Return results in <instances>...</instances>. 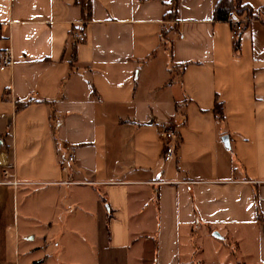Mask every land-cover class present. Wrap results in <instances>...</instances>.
Returning <instances> with one entry per match:
<instances>
[{
	"label": "crops",
	"instance_id": "obj_1",
	"mask_svg": "<svg viewBox=\"0 0 264 264\" xmlns=\"http://www.w3.org/2000/svg\"><path fill=\"white\" fill-rule=\"evenodd\" d=\"M216 1L0 0V264H264V14Z\"/></svg>",
	"mask_w": 264,
	"mask_h": 264
},
{
	"label": "built area",
	"instance_id": "obj_2",
	"mask_svg": "<svg viewBox=\"0 0 264 264\" xmlns=\"http://www.w3.org/2000/svg\"><path fill=\"white\" fill-rule=\"evenodd\" d=\"M226 20L229 23V39L232 42V47L234 50L237 49V39L241 31L244 29L246 19L243 16L237 15L235 12L230 11L227 15ZM2 29V22L0 21V34ZM76 38H80V32L75 33ZM12 61L10 50L7 47L0 48V65L7 66L10 65ZM159 136L164 141V147L162 151V160L169 161L173 157L174 147H175V136L174 131L170 127L161 128L159 131ZM66 154V160L71 161L73 159L72 148L68 145L63 147ZM0 173L3 177L8 176V170L6 166H1ZM7 183L5 180H0V184ZM11 183H14L11 181Z\"/></svg>",
	"mask_w": 264,
	"mask_h": 264
},
{
	"label": "trees",
	"instance_id": "obj_3",
	"mask_svg": "<svg viewBox=\"0 0 264 264\" xmlns=\"http://www.w3.org/2000/svg\"><path fill=\"white\" fill-rule=\"evenodd\" d=\"M79 5L83 18L88 16L89 12V0H74ZM176 0H170V9L165 13V17L170 18L175 13ZM230 11L235 12L237 15L243 16L246 19L256 18L260 14H264V8L257 7L252 8L249 4L242 2L241 0H217L212 9V17L214 19H226ZM81 40L80 38H74V43ZM221 104L216 103L213 107V113L217 120L222 119Z\"/></svg>",
	"mask_w": 264,
	"mask_h": 264
},
{
	"label": "water",
	"instance_id": "obj_4",
	"mask_svg": "<svg viewBox=\"0 0 264 264\" xmlns=\"http://www.w3.org/2000/svg\"><path fill=\"white\" fill-rule=\"evenodd\" d=\"M221 140H222V142L226 145V143H227V138H226V136H222V137H221ZM213 235H214V236H217L216 232H214Z\"/></svg>",
	"mask_w": 264,
	"mask_h": 264
}]
</instances>
